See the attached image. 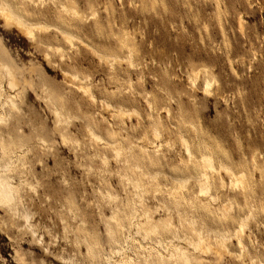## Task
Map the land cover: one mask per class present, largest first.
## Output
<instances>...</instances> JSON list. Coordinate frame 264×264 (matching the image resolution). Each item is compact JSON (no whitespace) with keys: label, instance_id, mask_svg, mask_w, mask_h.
I'll return each mask as SVG.
<instances>
[{"label":"rangeland","instance_id":"rangeland-1","mask_svg":"<svg viewBox=\"0 0 264 264\" xmlns=\"http://www.w3.org/2000/svg\"><path fill=\"white\" fill-rule=\"evenodd\" d=\"M55 2L73 7L84 16L81 32L94 46L107 43L113 50L102 47L104 51L122 57L127 53V45L131 47L137 66L130 70L124 63L109 69L99 64L97 57L83 45L77 52L68 51L64 62L53 54L49 63L44 57L43 44H32L16 28H9L0 20V61L15 70L20 82L33 83V88L25 86L16 99L18 111H10L6 124L0 125L3 149L0 156L6 158L12 151L16 152L22 161L17 163L16 171L35 186L34 190L22 185L20 193L24 206L33 214L31 222L37 232L32 237L28 230L20 231L18 227H24L23 221L13 220L0 209V264H65L57 258L61 253L75 254L78 259L90 262L86 246L93 247L99 254L109 253L123 237L124 231L119 225L130 213L131 189L125 186L120 174L127 177L138 174L129 165L126 151L113 161L112 150L93 141L86 133V125L107 141L120 140L126 147H133L139 162L142 144H135L133 139L147 135L153 142L151 125L154 123L160 131V141L149 148V155L145 154L144 158L154 162L157 156L167 163L164 167L145 165V168L185 178L200 171L196 158L202 154L211 155L215 166L221 159L239 172L244 158L255 151L260 156L259 171L252 174L249 169L252 185L249 187V182L245 181L243 190L240 186H231L223 173L226 186L219 191L221 200H231L234 204L232 213L227 216L232 224L225 225L226 229L235 226L250 203L264 224V212L260 211L264 210V0ZM45 4L42 10L47 16L37 17L62 24L63 19L53 16L52 0H45ZM93 10L95 18L91 17ZM238 23L243 26L242 30ZM38 39L64 46L54 34ZM61 68L90 76L97 97L105 96L115 105L135 109L138 115L131 121L118 114L112 117L98 101H91L74 86L64 83ZM202 68L206 72L197 77L194 88L187 76ZM128 73L141 98L129 93L114 96L115 88L127 87ZM204 73L213 81L209 92L202 89ZM0 79L4 80L1 69ZM43 85L48 88L50 102L41 93ZM143 98L151 102L150 108ZM54 105L61 109L63 122L59 127L52 113ZM61 134L66 137L65 143ZM182 138L195 157L191 164L187 162ZM41 140L45 141L44 145ZM103 154L109 158L108 164L102 162ZM211 177L217 190V176L213 173ZM141 180L146 182L145 177ZM193 180L188 183L185 195L197 196L193 201L199 205L202 199L197 195ZM159 181L162 188L165 181L163 178ZM97 189L104 193L110 191L119 201L109 203ZM151 197L148 190L145 198L149 203L145 201L144 207L151 212L153 221L177 224V218H170L166 209L153 213L152 206L157 202ZM165 200L171 203L168 196ZM71 208L76 213L75 218ZM217 208L211 204L212 219L207 224L214 225V219L221 222ZM193 209L186 207L187 211ZM113 214H117L116 221L110 220ZM2 221L6 227L2 226ZM64 227L69 232L67 241L63 238ZM250 227L251 233L245 237L248 255L264 261V227L255 224ZM162 228L160 225L159 231L163 232ZM183 228H188L187 223H183ZM109 229L111 234H108ZM231 245L232 251L240 252L234 242ZM138 254L139 264H144V255L149 264H171L161 261L155 251L144 254L138 250ZM208 261L203 264H251L247 255L240 259L236 254L219 259L211 256ZM102 263L103 257H98L95 264Z\"/></svg>","mask_w":264,"mask_h":264},{"label":"bare ground","instance_id":"bare-ground-1","mask_svg":"<svg viewBox=\"0 0 264 264\" xmlns=\"http://www.w3.org/2000/svg\"><path fill=\"white\" fill-rule=\"evenodd\" d=\"M55 1L56 0H52L53 6L51 7L55 9L53 11V16L63 19L64 22L62 21V24L47 22L37 17L38 15L47 16L46 11L42 10L46 5L45 0H0V20L9 28H16L25 35L32 44H43L45 46L44 57L45 60L47 59L46 61H48L53 54H56L59 56V60L64 62L66 54L69 53L68 51L77 52L79 51L80 45H83L90 50L89 53L92 52L97 57L99 64L106 65L109 69L113 70L116 66L124 63L127 64L128 69H136L137 65L133 60V51L131 47L127 45V53L122 57L104 51L102 47L113 50L107 43L100 44L97 42L98 46H94L81 32V22L84 16L80 15L75 8H69L64 3L57 4ZM95 16L96 12L94 10L91 11V17L95 18ZM240 17L239 23H241ZM240 25L241 24L238 25L239 28L243 27ZM52 34L56 35L64 46L43 42L38 39V37L47 39L51 37ZM66 58L70 59V56ZM55 67H57V65ZM0 69L4 74V80L0 79V125H4L10 115L9 112L18 111L16 99L22 92L21 90H23L25 86L33 88V83L27 80L20 82L15 76V70L6 62L0 61ZM61 72L64 83L74 86L79 93L91 101H98L103 110L110 113L112 117L118 114L122 118L131 121L132 118L138 115L135 109L127 108L123 105H115L105 96L97 97L93 92V84L90 76H81L76 72H71L63 68H61ZM202 72H206V70L204 68L197 69L187 76L192 87L196 88L197 77L200 76ZM127 78V87L120 89L115 88V90L112 91L115 94L114 96H122L129 93L131 96L136 95V97L141 98V92L135 91L129 73ZM141 79L142 77L139 76L138 80L141 81ZM202 80V89L209 92L212 79L204 73ZM47 89L48 88L43 85L41 93L45 96L46 101L50 102L51 98L47 95ZM143 99V102L150 108L151 102L147 98ZM60 110L61 109L56 105L52 107V113L55 117L57 127L63 122ZM68 120H70V117H68ZM103 120H105L104 116ZM85 129L86 133L93 141L103 148L109 147L112 150L113 161H116L123 152L125 153L126 151L130 162L129 165L136 171L138 176L127 177L120 174L125 180V186L131 189V210L125 221L119 225L120 230L124 231L123 237L117 240L115 246L110 249L109 253L99 254L93 247L86 246L87 254L90 256V262L78 259L75 254L70 255L64 253L57 256L60 261L65 264H95L98 257H103L102 264H139L141 257L140 254H138V250H141L144 254L145 252L155 251L161 261L167 260L171 264H203L205 262L208 263V258L211 256L219 259L223 255L233 256L235 254L240 259L241 256L247 255V260L251 262V264H264V261L260 258L257 257L254 259L248 255L249 249L245 241L247 233H251L249 232L251 224L264 227V224L257 216L254 205L250 203L248 209H245V211L239 215L235 222V226L232 229H226L225 225L232 224L229 223L227 216L232 213L234 204L231 200H221L219 191V189H224L226 186L222 176L223 173L229 178L231 186H240L241 190H243L242 184L245 181L249 182V187L252 185L249 180L248 171L251 169L252 174H256L259 171L258 157L260 156H258L255 151L252 152L249 157L244 158V165L239 168V172H235L221 159L218 160V165L215 166L211 155L202 154L200 157L196 158L200 171L193 177L185 178L176 174H164L159 171H151L145 168V165H148V167H150V165L164 167L167 163L163 158L157 156H153L154 162L144 158L145 154L147 156L149 155V148H152L154 143H159L160 141L161 134L154 123L151 125L153 142L149 140L147 135L133 139L135 144H142V146L139 147V150L142 152L139 162L134 154L133 147H126L120 140H105L104 137L90 125H86ZM61 137L65 143V135L61 134ZM182 142L188 157L187 162L191 164L195 157L184 138H182ZM41 143L44 145L45 141L41 140ZM0 149L3 150L1 145ZM154 152L156 153L158 150ZM101 159L104 164L109 163V158L105 154L101 156ZM20 162H22L21 159L18 158L14 151L6 158L4 155L2 157L0 156V209L5 211L13 220L21 219L24 223V227H18V229L20 231L28 230L32 237H35L37 232L35 226L31 222L33 214L24 206V198L20 193V191H22V185H28V187H26H30L29 189L35 186L33 187L27 179H24V177L16 171V165ZM213 173L217 176L219 183L217 190H214V181L211 177ZM141 177H145L146 182H143ZM160 178H163L165 181L162 188L159 181ZM191 179H194L193 181H195L197 185V195L202 199L199 205H195L193 201L197 196L188 198L185 195L187 185ZM148 190H151V196L157 202V205L154 207L152 206L153 213L158 214L161 209H166V211L171 214L170 218H177V224L167 223L163 225L160 220L158 222L157 220L153 221L151 212L144 207L145 201L149 203L145 198ZM97 192L102 198L107 199L109 203H116L119 201V197L113 195L110 191H105L104 193L100 189H97ZM165 193L166 195L163 196ZM167 196L171 200L170 204L166 203L165 199ZM211 204L218 206L217 217L221 220V222H219L214 219V225L207 224V221L212 219L210 216ZM187 206L193 207L194 209L192 211H187ZM260 211L264 212L263 209ZM70 212L73 218H75L76 213L74 209L71 208ZM110 220L116 221L117 214H113ZM61 221L62 224H64L63 218ZM183 223H187V229L183 228ZM1 224L6 227L3 221ZM160 225L163 227V232L159 231ZM64 229L63 238L67 241L69 232L66 227H64ZM188 229L189 231H187ZM108 234H111L110 229ZM75 239L77 241L76 236ZM85 241L86 240L83 239V243H85ZM39 242H41V238L38 240V243ZM232 242L236 244L240 252L235 253L232 251L230 248ZM47 249L48 248H46V251ZM142 257L144 259V264H149L147 255Z\"/></svg>","mask_w":264,"mask_h":264}]
</instances>
